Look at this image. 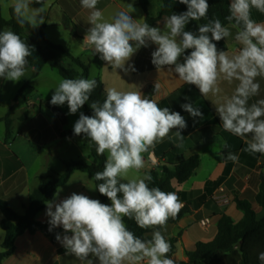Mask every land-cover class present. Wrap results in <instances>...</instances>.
<instances>
[{
    "label": "clouds",
    "instance_id": "obj_1",
    "mask_svg": "<svg viewBox=\"0 0 264 264\" xmlns=\"http://www.w3.org/2000/svg\"><path fill=\"white\" fill-rule=\"evenodd\" d=\"M33 2L12 0L21 27L27 24L35 28L44 23L41 13L46 11V2L32 8ZM98 2L80 0L81 7L88 10L90 25L83 44L94 55L99 54L114 71H127L125 64L138 49L148 47L149 42L155 44L151 56L157 70L168 66L170 73L178 74L183 83L195 85L203 97H219L215 108L223 130L244 140L242 152L264 154V98L253 101L261 91L258 78L264 79V21L254 19L253 10L264 15V0H230L227 26L219 18H208V0H179L187 10L165 17L163 30L133 19L128 11H118L107 19L97 8ZM201 19L207 22L199 26L198 34L185 31L190 20ZM229 37L234 40L231 47L218 49L215 42ZM186 50L191 51L185 54ZM32 54V47L20 35L11 29L0 30V78L18 82L25 77ZM224 82L235 87L230 95L221 97ZM154 87L159 92L161 85L157 81ZM96 88L95 78H62L50 103H67L69 114H75ZM104 91L102 102L91 103V116L80 113L73 131L87 137L98 156H105L102 170L95 172L92 180L99 182L94 187L111 204L75 192L58 203L48 202L49 230L62 226L65 234H57L56 239L66 255L75 257L79 264H94V259L98 264H174L168 256L171 244L160 229H166L169 219L177 217L183 203L176 192L150 187L153 177L142 170L144 154L174 129L175 137L182 141L187 123L179 112L159 107L156 100L139 90L106 87ZM181 107L192 117H202L190 103ZM222 147H228L226 141ZM221 158L239 162V156L232 152L221 154ZM125 218L140 229H153L151 238L137 236ZM258 260L264 264V252L258 254Z\"/></svg>",
    "mask_w": 264,
    "mask_h": 264
},
{
    "label": "crops",
    "instance_id": "obj_2",
    "mask_svg": "<svg viewBox=\"0 0 264 264\" xmlns=\"http://www.w3.org/2000/svg\"><path fill=\"white\" fill-rule=\"evenodd\" d=\"M45 2L46 11L41 13L44 23L39 26H45L47 38L53 44L67 49L82 63L90 64L99 54L94 55L91 48L83 44L90 27L87 21L88 10L81 7L80 0H41L40 3H35L34 0L30 7L40 8ZM11 3L12 0H0L5 20L10 18ZM161 6V0H150V16L157 17ZM97 8L107 19L118 11H128L133 19L147 22V14L139 0H99ZM66 15L70 17L75 27L76 36H72L65 26ZM165 17L160 18L152 27L163 30ZM253 18L264 21V15L255 10ZM199 26L200 21L192 20L185 26V31L198 34ZM232 31L234 34L235 29ZM224 42L229 49L234 40L229 37ZM156 47L149 42L148 47L142 46L138 49L126 62L127 71L122 69L114 71L111 65L99 58L90 65L88 78H100L104 90L106 87H116L124 91L139 90L142 94L147 88L154 87L158 81L161 87L152 99L156 100L159 107H167L184 117L187 127L182 130L183 140L175 137L174 129L168 138L144 154L145 169L142 171L151 172L170 162L176 164L181 159L195 155L200 157V165L194 175L177 187L183 208H188L189 214L178 223L169 224L166 229L161 230L167 240L177 238L174 258L187 262L186 253L195 251L197 243H208L215 239L220 214L228 215L234 223H239L243 219V213L237 209L234 202L236 196L252 205L257 219L263 218L264 210L258 206L256 197L260 189L261 176L264 175V154L242 152L241 149L246 147L244 140L223 130L215 108L219 97L211 95L203 97L195 85L183 83L178 79V74L170 73L168 66L158 71L152 63L151 56ZM190 51L186 50L185 54ZM180 62H183L182 57ZM61 64L71 70L77 78L82 76L83 72L77 71L80 68L70 60L63 58ZM60 79L62 77L59 73L49 66L44 67L39 73L29 69L26 76L18 82L0 78V200L8 202L20 215L25 213L31 192L40 187L41 177L52 173L63 174L64 162L71 160L83 159L87 163L90 161L89 164L93 163L90 156L91 143L87 137L62 136L64 132L73 131L75 122L83 112V106L77 113L69 114L67 103L60 106L50 103L54 88ZM258 80L261 91L253 101L264 98V79ZM27 81L33 87L32 94L26 99H17L18 91ZM220 86L222 97L230 95L235 84L228 85L224 82ZM185 103L199 109L202 117H192L181 107ZM26 112L28 118L22 120ZM8 115L13 121V136L6 142V127L3 120ZM223 141L227 142V148L222 147ZM228 152L237 154L239 162L233 163L221 158V154L226 156ZM221 179L218 187H209L210 194L204 199L207 183ZM94 186L95 181L88 174L76 171L69 181L57 190L58 196H54L49 202L58 203L75 192L110 205L111 201L101 200ZM204 203H208V206L202 205ZM46 209L47 204L38 214L37 221L50 227ZM205 219L209 220L206 229L200 224ZM2 220L3 215L0 211V253L5 239V233L1 229ZM54 229L61 236L65 234L62 226ZM148 236L151 238V234ZM3 264H79V261L73 256L66 255L65 248L58 240L54 244L43 232L38 231L34 235L26 233L20 236L16 241L14 254ZM94 264H98L95 259Z\"/></svg>",
    "mask_w": 264,
    "mask_h": 264
},
{
    "label": "trees",
    "instance_id": "obj_3",
    "mask_svg": "<svg viewBox=\"0 0 264 264\" xmlns=\"http://www.w3.org/2000/svg\"><path fill=\"white\" fill-rule=\"evenodd\" d=\"M140 5L147 14V23L150 26L164 16L171 14H180L187 10V6L179 3V0H161L162 6L157 17L153 18L149 14L150 0H139ZM209 10L208 18H219L222 23L228 25L225 17L228 13L229 0H208ZM190 20L189 22H191ZM201 25L206 23L207 20H199ZM65 26L70 30L72 36H76V30L71 23L70 17L65 16ZM11 29L24 39L30 47H32V56L29 59L28 70L33 69L39 73L44 67L49 66L56 70L62 78H77L76 75L68 68L62 66L61 60L68 59L79 67L84 78H88L89 69L92 63H95L100 57L97 56L90 64H84L79 59L74 58L70 52L62 46L53 44L46 36L45 26H38L32 28L29 25L21 27L15 18L13 9H10V18L5 20L2 16L0 5V30ZM215 42V41H214ZM217 43L220 50H227V45L222 39ZM97 88L90 94L89 101L83 105V113L91 116L93 110L90 105L92 102H102L105 98V91L100 78H96ZM33 92V87L30 82L24 83L22 88L18 91L17 99H26ZM155 94V87H149L144 92V96L151 98ZM28 118V112L24 113L22 120ZM6 127L5 141L9 142L13 136V121L10 116H6L3 120ZM63 137H85L83 134L77 136L74 131H67L62 133ZM95 145L91 144L90 156L93 163L89 164L83 159L71 160L64 162L65 171L63 174L58 175L52 173L40 178V187L33 190L29 196V203L25 208L23 215L14 211L8 202L0 200V211L3 215L1 222V229L5 233V239L2 244V252L0 253V264L11 257L16 250L17 239L28 233L34 235L38 231L43 232L52 243H57L56 236L58 232L47 224L37 221L38 214L45 208L46 204L51 201L56 194L57 190L65 185L70 177L76 172L81 171L93 178L95 172L101 171L103 168L105 156H98L95 151ZM200 165V157L198 155L192 156L187 159H181L178 163L172 164L171 162L153 170L150 174L153 177V182L150 187H160L163 191H173L177 193V187L187 182L195 173ZM261 183L259 193L256 197V202L260 208L264 210V175L261 176ZM222 179L214 183H207L204 199L210 194V188L218 187ZM99 183V182H95ZM98 191V189H97ZM99 193V191H98ZM103 202L110 201L106 196L99 193ZM236 207L243 213V219L239 223H234L231 217L226 214H220L221 219L217 226V235L211 242H199L193 252H187V262L177 261L174 256L176 253L177 238H170L168 241L171 244V251L168 256L173 259L174 264H261L258 260V254L264 252V216L257 219L256 212L252 205L239 197L234 200ZM211 203V200L209 201ZM208 206V203L202 204ZM189 214L188 208H183L175 219H169L167 225L176 224ZM219 214V213H217ZM125 222L129 229L141 238H149V234L153 229H140L134 221L125 218ZM162 230V229H160Z\"/></svg>",
    "mask_w": 264,
    "mask_h": 264
},
{
    "label": "built area",
    "instance_id": "obj_4",
    "mask_svg": "<svg viewBox=\"0 0 264 264\" xmlns=\"http://www.w3.org/2000/svg\"><path fill=\"white\" fill-rule=\"evenodd\" d=\"M200 224H201V226L203 227V228H207L208 227V225H209V220L208 219H205V220H202L201 222H200Z\"/></svg>",
    "mask_w": 264,
    "mask_h": 264
},
{
    "label": "rangeland",
    "instance_id": "obj_5",
    "mask_svg": "<svg viewBox=\"0 0 264 264\" xmlns=\"http://www.w3.org/2000/svg\"><path fill=\"white\" fill-rule=\"evenodd\" d=\"M72 67V66H71ZM76 67V66H75ZM74 66H73V68H75Z\"/></svg>",
    "mask_w": 264,
    "mask_h": 264
}]
</instances>
